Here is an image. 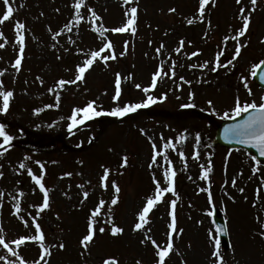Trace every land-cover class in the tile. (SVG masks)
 Returning a JSON list of instances; mask_svg holds the SVG:
<instances>
[{"label":"rangeland","instance_id":"1","mask_svg":"<svg viewBox=\"0 0 264 264\" xmlns=\"http://www.w3.org/2000/svg\"><path fill=\"white\" fill-rule=\"evenodd\" d=\"M10 3L13 17L0 24V32L4 33L0 43H4L5 38L8 41L5 48L0 49V72H3L0 81L3 90L13 92L8 110L0 112V125L13 137L10 146L4 145L6 152L0 148V172L3 173L0 177L3 193L0 196V235L9 246L28 264L39 259V245L35 242L28 241L17 247L11 241L20 235L35 234L31 220L36 217L34 205L42 203L43 193L27 169L39 175L41 170L36 161H40L44 165L50 207L40 212L36 222L41 225L45 243L51 248L52 255L47 257L49 264H102L107 257L116 258L119 264H136L138 260L142 264H154L153 245L150 241L144 244L140 241L147 231L158 244H166L167 225L171 221L168 213L173 199L176 200L177 232L173 234L174 251L166 258V264H215L209 237L210 229L215 236V225L209 214L212 207L220 211L226 222L229 245H221L226 264H264V239L258 235L264 224V164H256L252 155L242 149L228 150L213 143L215 124L226 119L223 113L231 112L237 97L242 102H260L262 90L253 83L251 74L252 65L264 54V0H258L254 11L250 0H241L240 4L236 0H215L213 4L210 0L204 21L198 19V0H131L127 5L124 0H83L84 20L73 26L71 32H61L56 39L52 38V32L60 31L72 19L75 0H10ZM130 7L138 8L134 34L106 31L101 37L93 30L121 26L126 20L124 13ZM241 7L246 9L244 14L251 13L249 29L239 37L244 45L241 55L231 65L212 72L216 52H224L221 65L235 52L237 41L231 37L242 27ZM89 8L101 18L95 24ZM169 8L176 11L170 13ZM3 10V0H0V15ZM188 19H193L194 23L189 25ZM16 21L26 26V49L19 72L12 67L18 53ZM181 39L185 40V46L176 53L174 50ZM106 40L113 43L116 59L107 62L98 59L85 73L83 81L67 84L63 89L57 87L60 79H74L76 65L82 64L91 51L99 50L97 47H102ZM125 41L128 42L126 51ZM161 43L164 48L157 54ZM197 50L198 56L189 59L191 52ZM121 52L125 54L119 55ZM102 55H111V51L105 50ZM206 60L209 66L199 68ZM173 61L176 62L174 77L170 73ZM161 65L169 75L159 79L155 89L143 92V87L150 85L153 72ZM116 73L121 74L122 94L118 101H113ZM180 76L185 80L181 81ZM136 84L142 87L137 89ZM49 88L53 91L49 92ZM190 92L194 94L191 100ZM162 93H167L166 100L124 117L103 115L71 132L68 130L67 117L72 108L82 107L88 101L95 100L98 110H110L125 103L141 102L149 95L160 97ZM209 100L212 104H208ZM186 103L195 106L182 108ZM34 109L41 111L35 113ZM99 121L103 124L97 125ZM197 133L200 134L199 144ZM180 136L185 139L179 141ZM169 139L174 148L163 147ZM32 140H42V144L33 146ZM43 140L50 144L43 145ZM153 143L160 155L149 168ZM181 151L183 159L179 155ZM196 151L199 159L193 158ZM125 156L127 166L121 167ZM169 161L176 172L175 191L165 193L164 199L149 213V224L134 232L138 211L146 198L154 194L153 176L161 187L167 186L164 170L169 167ZM209 161L212 171L208 179H202L201 169L207 168ZM21 164L26 167L21 168ZM104 167L109 169L107 189L101 187L99 179ZM253 167L258 169L255 174ZM65 172H71L72 176H63ZM233 178L237 181L235 186ZM111 181L120 187L118 194L111 188ZM240 188L245 191L240 192ZM203 189L211 191V205L208 191ZM84 191L89 193L87 199ZM113 195L119 196L116 205L110 203ZM101 199L105 205L97 222L98 227H105L106 231L99 233L97 227L90 250H85L79 241L86 233L88 215ZM17 200L21 206L19 215L29 221V228L13 214ZM109 218L124 229L121 234H111V225L106 223ZM60 243L66 247L60 249ZM0 256L5 257L0 259V264L12 261L19 264V257L12 256L2 246Z\"/></svg>","mask_w":264,"mask_h":264},{"label":"snow or ice","instance_id":"2","mask_svg":"<svg viewBox=\"0 0 264 264\" xmlns=\"http://www.w3.org/2000/svg\"><path fill=\"white\" fill-rule=\"evenodd\" d=\"M131 0H124V4H129ZM211 2L214 4L215 0H211ZM258 0H250L252 7V10H255V6L257 5ZM237 4L241 3V0H236ZM4 4V10L2 15H0V24H3L4 22L10 20L13 17L14 9L11 6L10 0H3ZM210 4V0H198V19L200 21L205 20V11L206 6ZM74 11V14L72 16V19L66 23L63 28L58 32H52V38L56 39L57 36L61 34V32L72 31L73 26H78L82 20H84V16L81 14V8L83 7V0H75V3L72 5ZM59 11V9H57ZM89 14L92 18V23L95 24V21L101 19L95 10L88 9ZM168 11L170 13H174L176 11L175 8H169ZM246 9L244 7H241L239 9V13L241 14L242 18V27H240L236 35L231 37V39L236 40V46H235V52L232 55V58L226 62V64L221 65V57L224 55L223 51H218L215 54L214 57V64L211 67L212 72H216L218 68L220 67H227L228 65H231L234 60H236L241 55V49L244 45H242L239 42V37H243L247 30L249 29L250 22H251V13L244 14ZM137 13L138 8L137 7H130L127 11H125L124 15L126 17L125 22L119 26V27H113L111 29H104V28H94V31H98L99 35L101 37L104 36V33L106 31H111L112 33H125V32H132L133 34L136 32V23H137ZM43 15V13H41ZM73 21L75 24H73ZM187 23L189 25L194 23L193 19H188ZM209 25L211 22H208ZM25 30L26 26L23 22L16 21L14 24V31H15V45H18V53L15 56V59L12 63V67L19 72L22 67V61L24 59V53L26 49V38H25ZM51 32V29H49ZM207 35V33H205ZM4 33L0 32V37H3ZM71 40V38H69ZM225 40H228L229 37H225ZM7 39L5 38L4 43H0V49L5 48V45L7 43ZM72 43H75V41H71ZM152 41H149V44H151ZM191 43V42H189ZM128 42L125 41V51L127 50ZM185 46V40L181 39L179 41V46L175 48L176 53H180L181 50ZM55 48V45H53ZM113 43L109 40L105 43H103V46L99 48V50H93L90 52V54H87V58L83 61L82 64H77L75 67V78L72 80H65L60 79L56 82V85L58 88L63 89L65 85L67 84H76L78 81H83L85 79V73L93 66V64L99 59L107 62L108 60H114L116 59V53L113 50ZM164 48V44L161 43L160 47L156 49V53L160 54L161 50ZM105 50L111 51V55H102V53L105 52ZM67 51V49H66ZM82 51V50H80ZM125 52H121L119 55L123 56ZM199 54V50L193 51L190 54L189 59L192 57H196ZM59 59V57H57ZM209 61H204V63L198 65L199 68H207L209 66ZM261 65H264V60H261L257 64H253V72L252 75H256V69H259ZM176 62H172V67L170 69L171 76L174 77L176 75L175 71ZM190 67H197V65H190ZM3 75V72H0V76ZM168 72L163 71V66H159L156 71L153 72L151 77V83L150 85L143 87V92L148 93L151 89H155L158 83L159 79H162L165 76H168ZM259 77L261 80H264V70L259 72ZM37 80H40L41 83H43V80L40 77H37ZM180 80L184 81L185 77L180 76ZM187 83H190V81H186ZM135 87L137 89H140L142 86L140 84H136ZM245 87L247 88V84H245ZM53 91L52 88H49V92ZM122 94V87H121V74L116 73L115 76V94L111 97L113 101H118ZM249 94H251L249 90ZM193 93H189V99L191 100L193 98ZM13 96V92L10 90H3V82L0 81V98H2V106H0V112H5L9 108V101ZM59 94H57V107L59 105ZM167 99V93H162L160 97H154V96H147L146 99H144L141 102H130L125 103L122 106H116L111 108L110 110H104L100 108L98 110L96 101L91 100L88 101L84 106L82 107H73L71 110V114L67 117L69 123L67 125L69 132L72 131V129L78 127L79 125H83L86 121L94 119L96 117H100L103 115L112 116V117H124L128 115L129 113L136 112L140 108L148 107L152 104L157 103L158 101H164ZM208 104H212V101L209 100ZM194 104L186 103L182 104V108H188V107H194ZM45 107H52V105H46ZM41 109H34L35 113L40 112ZM241 113H247L244 119L240 120L239 122L235 124L226 125L224 128V138L226 140H236L240 144L243 145H252L253 147L257 148L259 151L260 156H264V96H261L260 102L257 103L256 101L251 102H242L239 97H237L234 101V107L231 108V112L224 111L223 117L225 118H232L236 116H240ZM63 119V117L61 118ZM143 131V130H141ZM0 138L3 139V143L0 144V148L3 149L4 152L7 151V148L4 147V145L11 144V141L13 140V137L9 135L5 131L4 125H0ZM185 139L184 136L178 137L179 141H183ZM196 142L199 144L200 142V134H196ZM164 148H174L175 145L172 143L171 139H169L164 145ZM153 155L151 157L152 163L149 164V168L152 167V164H154L157 160V156L160 155V153L157 151V145L153 143ZM180 157L184 158V152L181 151L179 153ZM194 159H199V152L196 151L193 153ZM27 159V158H26ZM165 159H167V156L165 155ZM251 159L255 161L256 164H259L260 161L256 159L255 156H252ZM36 163L40 166V174H34L31 168H28V174L31 177V179L34 181L35 185L38 186L39 191L43 193V200L42 203L38 205H34V207L37 208L36 217L40 215V212H42L45 209H48L50 207V197H49V190L45 187L44 183V165L40 161H36ZM128 158L125 156L123 157V162L121 164V167L127 166ZM21 168H25L26 165L21 164ZM103 167V166H102ZM212 171L211 168V161H209V166L207 168L202 167L201 169V178L202 179H208V174ZM253 173L255 174L258 169L256 167H253L252 169ZM63 176H72L71 172H65L63 173ZM176 172L171 167V162L169 161V167L164 170V179L167 182L166 187H161L160 182L156 180V177L153 176V182L155 183V191L153 195H149L145 203L143 204V207L138 211L136 222L133 226V231H140L145 228L146 225L149 224V213L153 210L156 205L161 202L164 199V194L168 192L175 191L174 189V180H175ZM0 177H3V173L0 172ZM100 185L101 187L107 189L108 188V179H109V169L104 167L103 169V175L100 176ZM237 183L236 179L233 178L232 184L235 186ZM264 183V181H262ZM80 187H83L80 185ZM111 188L114 189V192L118 194L121 189L117 185L115 181H111ZM35 190V189H34ZM240 192H244V188L239 189ZM203 191H208V202L211 205L213 201L212 193L210 190L203 189ZM3 193L0 192V196H2ZM89 193L87 191L83 192V196L85 199H87ZM119 196L113 195L111 199V205H116L118 203ZM83 203V201H82ZM255 203V201H254ZM171 204V211L168 213L171 217L170 223L167 225V241L166 244L161 246L157 243L155 239L152 238V236L148 235V232H144V239L140 241L141 244H144L146 242H151L155 249V261L154 264H166V258L170 256V254L174 251V244H173V234L177 232V218L175 214V208H176V200L173 199L170 202ZM105 201L100 200L99 203L93 208V210L90 212V214L87 217V223H86V233L82 235V238L80 239L79 243L85 250H90L89 245L93 242L94 237L97 232L98 222L97 217L100 215L101 209L104 207ZM21 211V206L19 200L16 201L14 204V215H18L19 219L23 222L25 228H29L31 225H34V235H20L17 239H14L11 241L12 245H15L19 247L20 245L25 244L28 241L35 242L39 245V259L34 262V264H49V260L47 257H50L52 255L51 248L46 245L45 243V233L43 232L41 225L36 222V217H33L31 220V225L28 220L24 219L23 215H19ZM210 215L212 213H209ZM31 215V213H29ZM107 224L111 225V234L113 236L121 234L124 229L122 227L117 226L111 218L108 219L106 222ZM2 231V229H0ZM99 233H104L106 231L105 227H98ZM227 229L225 226H217L215 228V236L212 234V230H209V237L211 242L213 243V250L211 252V256L215 258V264H226V260L224 256L222 255L221 251V239L220 235L224 232H226ZM179 232H183V229H179ZM258 235L264 239V224H261V230L258 232ZM0 246H2L4 249L7 250L8 253H10L14 257H19V264H28V262L23 258L19 256V253L14 250V248L9 246V243L5 241V238L0 235ZM55 247V245H53ZM60 249H64L66 245L64 243H60L58 245ZM83 254V253H82ZM5 257L0 256V259H4ZM10 264H16L15 261L10 262ZM102 264H119V261L114 257H107L102 260ZM136 264H142L141 261H137Z\"/></svg>","mask_w":264,"mask_h":264},{"label":"water","instance_id":"3","mask_svg":"<svg viewBox=\"0 0 264 264\" xmlns=\"http://www.w3.org/2000/svg\"><path fill=\"white\" fill-rule=\"evenodd\" d=\"M262 70H264V65H261V67L259 69H257V71H256L257 74L254 75V79L260 86L264 87V80H261L259 77V72ZM246 115H247V113H244L243 115H241L237 118H234V119L229 120V121H225L221 125L217 126L216 132H215V143L220 144L222 146H229V147H236V146L244 147L247 150L253 152V154L256 156V158L259 161L264 162V156L259 155V151L257 148L253 147L250 144L249 145H243V144H240L236 140H226L224 138L223 133H224L225 126L239 122L240 120L244 119ZM214 218L216 220L217 226H224V223L222 222L218 213H215ZM220 237H221L223 243L226 244V232L222 233L220 235Z\"/></svg>","mask_w":264,"mask_h":264}]
</instances>
